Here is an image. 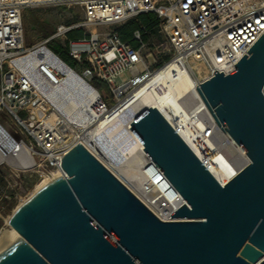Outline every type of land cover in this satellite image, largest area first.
<instances>
[{
	"label": "built area",
	"instance_id": "obj_1",
	"mask_svg": "<svg viewBox=\"0 0 264 264\" xmlns=\"http://www.w3.org/2000/svg\"><path fill=\"white\" fill-rule=\"evenodd\" d=\"M50 6L79 9L82 20L59 24L50 37L27 47L24 11ZM147 13L159 19L162 40L143 42L137 31L134 36L140 47L134 49L116 29ZM76 30L83 36L69 39ZM263 34L264 0H0V117H7L21 134L19 140L9 134L16 144L13 151L0 147L6 188L0 195V218L7 209L4 205L22 200L21 192L29 191L34 180L61 171L64 156L77 144L95 155L89 139L97 124L110 125L115 108L135 94L153 92L156 86L163 100H174L165 107L163 117L198 159L218 169L232 164L230 150L242 148L218 125L197 87L215 71L225 75L235 71ZM54 40L67 47L76 62L73 70L98 94L96 102L86 104L78 117L60 112L46 94L66 79L58 64L62 59L49 47ZM194 62L208 72L201 80L196 79ZM139 64L145 67L143 72ZM125 73L129 75L122 80ZM185 75L195 79L196 96L192 90L173 97L171 86ZM95 81L105 88L96 89ZM99 90L107 92L114 104L109 105ZM0 128L4 127L0 124ZM243 153L239 172L250 163ZM148 160L151 164L142 172L139 195L133 193L162 222L178 221L171 215L184 205L181 195ZM170 193L176 201L169 198Z\"/></svg>",
	"mask_w": 264,
	"mask_h": 264
},
{
	"label": "water",
	"instance_id": "obj_2",
	"mask_svg": "<svg viewBox=\"0 0 264 264\" xmlns=\"http://www.w3.org/2000/svg\"><path fill=\"white\" fill-rule=\"evenodd\" d=\"M232 73L197 90L250 163L225 186L156 108L131 123L184 205L159 220L95 155L77 144L54 178L11 214L20 235L0 264H264V34Z\"/></svg>",
	"mask_w": 264,
	"mask_h": 264
},
{
	"label": "bare ground",
	"instance_id": "obj_3",
	"mask_svg": "<svg viewBox=\"0 0 264 264\" xmlns=\"http://www.w3.org/2000/svg\"><path fill=\"white\" fill-rule=\"evenodd\" d=\"M60 69L63 71L66 79L60 87L51 92H46L48 97L53 101L58 110L67 116L81 115V111L85 108L86 104H93L98 99L97 92L90 87L72 68H70L65 62L60 60L58 62ZM193 68L197 74L196 79H203L207 76L206 68L199 62L193 63ZM196 81L189 76H183L180 81L171 86L173 97H182L188 91H192V96L195 97ZM175 94V95H174ZM160 88L156 86L153 92L145 94H135L131 99L115 108L112 113V123L105 126V124H97L96 129L93 131L89 142L93 148L91 150L101 160V162L109 168L132 192L139 195L141 184L143 182L142 172L149 162L143 144L137 139V137L131 131V123L147 108H156L165 117V107L174 103V100L167 102L161 97ZM52 117H57L56 113L52 114ZM6 132L8 139L0 141V147H4L9 153L16 148L15 141L9 135V132L5 128H0ZM115 146H117L116 149ZM243 149L232 148L230 155L233 160L232 164L220 165V168H214L206 161L202 162L205 167L216 175L221 185L225 186L235 175L238 174L243 163ZM126 159V161H124ZM63 170L56 171L53 175L44 176L43 180L35 187V189L29 194L28 198L33 196L38 190L43 188L54 178L64 177ZM27 198V199H28ZM171 200L177 199L173 193L169 194ZM26 199V200H27ZM179 203H182L179 201ZM10 217L6 218V222L9 225ZM10 226V225H9ZM11 233L4 235L0 233V246H3L7 242L20 235L11 226Z\"/></svg>",
	"mask_w": 264,
	"mask_h": 264
},
{
	"label": "rangeland",
	"instance_id": "obj_4",
	"mask_svg": "<svg viewBox=\"0 0 264 264\" xmlns=\"http://www.w3.org/2000/svg\"><path fill=\"white\" fill-rule=\"evenodd\" d=\"M82 20V16L79 9H73L68 10L64 7H39L34 9H26L23 13V26H24V32H25V41L26 46L30 47L34 44H37L41 42L47 35L53 34L56 30V27L59 24H71L74 22H78ZM103 31H109V28L103 27ZM162 40V37H161ZM161 40H156L155 43L159 44ZM151 52L150 49H147L145 51L146 54H149ZM138 69L140 72H143L145 70V67L142 64L138 65ZM128 73H125L121 76L122 80H125L128 76ZM0 79H1V73H0ZM102 96L106 99L107 103L109 105H113L114 102L112 101L111 97L108 96L107 92L104 90H99ZM0 124L9 132V134L15 138L16 140H19L21 138V134L17 133V128L12 125L11 121L5 117H0ZM0 135L4 138V140L8 139V136L6 132L2 131L0 129ZM117 146H115L114 149H116ZM126 161V159L124 160ZM5 174V171H0V195L6 191V188L4 187V184L2 182L1 176ZM34 180L33 186L30 188L27 192H21L22 194V200L17 201L12 206H8L10 203L8 202L6 205H4L7 209L5 210V213L3 215V218H0V233L8 235V233H11V228L6 222V218L10 217L13 213L14 209H16L20 204H22L29 196V194L35 189V187L43 180ZM8 193V192H7ZM11 236V235H8Z\"/></svg>",
	"mask_w": 264,
	"mask_h": 264
},
{
	"label": "trees",
	"instance_id": "obj_5",
	"mask_svg": "<svg viewBox=\"0 0 264 264\" xmlns=\"http://www.w3.org/2000/svg\"><path fill=\"white\" fill-rule=\"evenodd\" d=\"M160 21L154 13L141 14L135 19L129 20L128 22L119 26L116 31L121 37V39L130 44L134 49L140 47V42L136 40L134 34L135 32H140L142 41H156L161 40L159 35ZM52 34L47 35L45 38L50 37ZM83 36L81 30L72 31L69 33V39H78ZM50 49L57 54L70 68L75 69L76 62L70 56L66 46L61 44L59 41H51L49 43ZM94 87L96 89L105 88L102 83L94 82Z\"/></svg>",
	"mask_w": 264,
	"mask_h": 264
},
{
	"label": "crops",
	"instance_id": "obj_6",
	"mask_svg": "<svg viewBox=\"0 0 264 264\" xmlns=\"http://www.w3.org/2000/svg\"><path fill=\"white\" fill-rule=\"evenodd\" d=\"M0 141H5L4 138L0 135Z\"/></svg>",
	"mask_w": 264,
	"mask_h": 264
}]
</instances>
